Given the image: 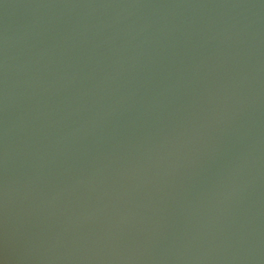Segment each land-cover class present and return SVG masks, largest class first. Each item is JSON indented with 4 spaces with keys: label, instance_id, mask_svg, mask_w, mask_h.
<instances>
[{
    "label": "water",
    "instance_id": "water-1",
    "mask_svg": "<svg viewBox=\"0 0 264 264\" xmlns=\"http://www.w3.org/2000/svg\"><path fill=\"white\" fill-rule=\"evenodd\" d=\"M0 264H264V0H0Z\"/></svg>",
    "mask_w": 264,
    "mask_h": 264
}]
</instances>
